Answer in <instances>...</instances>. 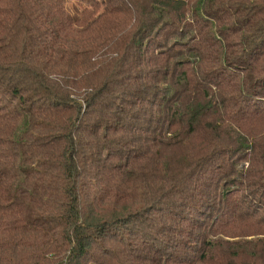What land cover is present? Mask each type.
<instances>
[{
    "label": "trees",
    "instance_id": "16d2710c",
    "mask_svg": "<svg viewBox=\"0 0 264 264\" xmlns=\"http://www.w3.org/2000/svg\"><path fill=\"white\" fill-rule=\"evenodd\" d=\"M0 0V264H264V0Z\"/></svg>",
    "mask_w": 264,
    "mask_h": 264
},
{
    "label": "rangeland",
    "instance_id": "374dc122",
    "mask_svg": "<svg viewBox=\"0 0 264 264\" xmlns=\"http://www.w3.org/2000/svg\"><path fill=\"white\" fill-rule=\"evenodd\" d=\"M55 4H57L56 0ZM66 6H68L72 11L76 9L79 11L80 19L78 22L80 24H86L93 15H95L102 5H100L99 0H62Z\"/></svg>",
    "mask_w": 264,
    "mask_h": 264
}]
</instances>
